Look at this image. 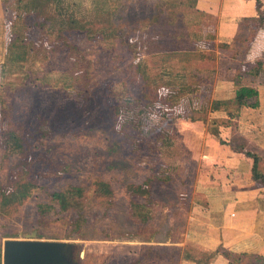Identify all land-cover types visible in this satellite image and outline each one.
Segmentation results:
<instances>
[{"label": "rangeland", "instance_id": "1", "mask_svg": "<svg viewBox=\"0 0 264 264\" xmlns=\"http://www.w3.org/2000/svg\"><path fill=\"white\" fill-rule=\"evenodd\" d=\"M67 1L81 20H95L101 3H115ZM258 1L264 14V0ZM200 3L125 0L118 6L123 40L111 44L85 32L66 33L68 40L42 36L51 45L46 57L18 69L5 63L15 13L0 0V186H10L13 172L24 178L12 188H24L28 179L33 185L28 197L6 208L0 194L2 247L6 238L35 232L41 239L78 243L80 264H134L146 245L179 246L181 255L188 248L196 256L206 250V239L200 233L198 243L190 234L195 204L173 206V197L183 193L187 203L194 195L202 200L213 185L225 183L233 188L232 198H256L249 186L252 160L248 174L215 163L205 157L211 145L205 135L211 119L231 118L240 125L232 133L233 125L224 129L226 155L240 157V149L254 148L251 141H264V68L258 77L248 73L258 59L264 61V28L253 33L247 57L233 58L217 41L216 26L224 15L218 8L209 14ZM252 24L245 21L241 37ZM41 34L33 31V37ZM244 86L256 94L242 105L237 91ZM224 89H232L231 97L224 98ZM7 105L10 111L4 110ZM120 117L128 121L121 123ZM131 119L154 131L144 134ZM8 133L22 140V152L7 143ZM25 159L32 162L27 171L21 165ZM55 191L72 195L80 209H62ZM230 201L231 196L214 198V214L238 212L239 205ZM191 262L152 258L137 264Z\"/></svg>", "mask_w": 264, "mask_h": 264}, {"label": "trees", "instance_id": "2", "mask_svg": "<svg viewBox=\"0 0 264 264\" xmlns=\"http://www.w3.org/2000/svg\"><path fill=\"white\" fill-rule=\"evenodd\" d=\"M6 10L14 11V19L10 24V33L7 39V60L5 63L9 65L11 68H23L25 63H33L38 60L39 55L42 58L46 57L47 51L50 49V43L45 44L44 39H52L59 40L64 39L68 40L66 33L73 32H85L90 39H95L98 34L102 35L104 40L110 41L111 44L115 43L117 39L123 40L125 34L123 32L121 23L119 22L118 14L122 7H124L125 0L120 1L122 7H118L121 4H118V0H113L115 3L111 6H107L105 3H101L99 5L100 11L97 16L94 18L95 20H81L79 19L73 12V10L69 9V4L67 0H1ZM173 1V0H172ZM262 3L257 0V16L246 17L240 23L239 30L234 39L230 42H220L219 45L224 48H229L231 50V56L233 58H239V55H244V57L248 55V52L251 47H253L254 34H257L261 28H264V14L262 10ZM95 21V22H94ZM247 21V24L254 23L252 26L248 27L250 33L247 36L241 37V29L244 27V23ZM254 25V26H253ZM39 30L43 34L37 37H33V31ZM44 36V39H41ZM70 44V43H68ZM246 45V47H245ZM74 48V46L68 45ZM70 48V47H69ZM249 48L247 54L246 51ZM264 68V61L258 59L253 66L250 67L248 73L253 77H258L261 75V69ZM256 94V91L253 87L244 86L239 91H237V101L240 104H244L246 99ZM4 110L10 111L11 106L7 105V108L4 107ZM192 120H197L199 118L190 117ZM121 123L124 121H128L125 117H120ZM133 128L139 129L144 132V134H150L154 131V129H146V125L141 120L131 119L130 122ZM237 121H233L231 118H213L210 120L208 124V133L214 135L219 139V141L223 144H226L227 139L223 135V129L228 126H232V132H235L237 129ZM8 140L7 143L12 142L16 147V152H22L24 150V144L21 139L11 137L10 133L7 135ZM243 154L244 157H248L252 160V178L259 186H264V168L263 165V155H261L258 151L249 148L246 146L239 151ZM31 159H25L21 161V165H23V169L25 171L28 170L29 166H31ZM16 173V172H15ZM12 173L13 177L10 182V186H0V194H2L3 199L1 206L3 208L8 207L11 203L24 199L29 196V193L32 188V181L28 179L25 182L24 188H12V184L14 182H19V180L23 179L24 176H20L18 174ZM170 178H162L159 176L160 180H168ZM100 185L104 186L105 190L108 185L105 182H99ZM81 191V188L77 189ZM52 196L55 200L58 201L60 207L62 209H67L73 207L75 209H80L81 203L80 201H76L73 199L72 195L70 196L68 193L55 191L52 193ZM202 198V197H201ZM189 196L187 194H179L173 197L171 200L174 201L173 206H176L178 203L182 202L183 206H188L191 203H199L202 205H207V202L204 198L202 200L197 198L195 195L194 201H188ZM167 203V201L165 202ZM135 206H139L135 204ZM41 207H44L41 205ZM135 214L141 219H146L147 216L142 213L135 211ZM221 250V246H219L215 250H203L200 255H194L191 253L188 248L184 250L185 255H181L182 248L179 246H169V245H146L145 251L141 257H139L134 264L140 263L145 259L152 258H161L166 261L177 262L179 258L182 260H189L196 264H211V261L216 253ZM227 256L231 260L228 264H238V263H247L251 264L252 261L249 260L248 255L245 257L239 254L232 255L230 253H226ZM2 259V244L0 243V261Z\"/></svg>", "mask_w": 264, "mask_h": 264}, {"label": "crops", "instance_id": "3", "mask_svg": "<svg viewBox=\"0 0 264 264\" xmlns=\"http://www.w3.org/2000/svg\"><path fill=\"white\" fill-rule=\"evenodd\" d=\"M199 3V7H203L209 14L212 13L214 15L215 8H218L219 15H224L222 19H219L216 26L217 41L219 43H230L234 39L243 16L246 18L258 15L256 0H199ZM236 17L238 21L235 20ZM220 91L221 88L218 86L216 92ZM224 93L227 94L224 98H229L233 94V91L232 89L231 91L224 89ZM237 123L239 126L240 122L237 121ZM262 123L264 125V120ZM225 128H230V126ZM225 128H222L223 135L225 134ZM229 133H232V131L230 130ZM205 136L209 138L207 141L211 144L208 151L210 156H205L206 158L214 159L215 163L226 164L227 168L233 172L237 171L238 173L248 174L252 165H250L251 159L244 157L243 154L240 157L226 155L221 149V145L224 144L217 137L208 132H206ZM224 137L226 136L224 135ZM257 142L259 144L251 141V144L254 146L252 149H258L257 151L264 158V154L261 152H264V147H262V145L264 146V141H262L263 144L260 140H257ZM260 144L262 145L260 146ZM249 186L250 188L252 187L251 189L255 193L258 192V197L256 196L253 199L251 198L253 195L251 197L249 195H240L238 198H232V194L234 193L232 191L233 188L228 184L226 186L225 183H220L218 186L213 185L211 192L208 194L201 195L207 202V205L195 203L192 207L194 211L192 210L193 215L190 216V234H193L199 243V240H203V237L200 236V233H202L206 239V242H202L206 250H215L221 246V250L215 254L211 264H228L231 257L229 258L226 253L232 255L239 254L244 257L248 255L246 257L252 261L251 264H264V186H259L254 179H252V182H249ZM259 195H262V198ZM194 196L192 201H194ZM222 196L224 198H230L231 196V201L228 204H238L240 207V209L238 208V212L232 211L230 214H214L213 207L216 205L214 204V198ZM191 264L193 263L191 262Z\"/></svg>", "mask_w": 264, "mask_h": 264}, {"label": "water", "instance_id": "4", "mask_svg": "<svg viewBox=\"0 0 264 264\" xmlns=\"http://www.w3.org/2000/svg\"><path fill=\"white\" fill-rule=\"evenodd\" d=\"M77 248L74 241L41 239L33 232L3 241L2 264H80L75 257Z\"/></svg>", "mask_w": 264, "mask_h": 264}]
</instances>
